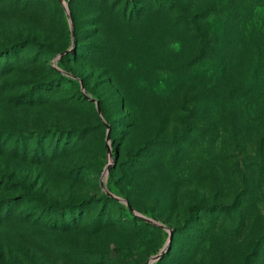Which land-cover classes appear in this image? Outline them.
I'll list each match as a JSON object with an SVG mask.
<instances>
[{"label":"rangeland","instance_id":"rangeland-1","mask_svg":"<svg viewBox=\"0 0 264 264\" xmlns=\"http://www.w3.org/2000/svg\"><path fill=\"white\" fill-rule=\"evenodd\" d=\"M2 197L0 264H264V0H0Z\"/></svg>","mask_w":264,"mask_h":264},{"label":"trees","instance_id":"trees-1","mask_svg":"<svg viewBox=\"0 0 264 264\" xmlns=\"http://www.w3.org/2000/svg\"><path fill=\"white\" fill-rule=\"evenodd\" d=\"M74 51V50H73ZM68 51H66V53H67ZM65 53V52H64ZM63 53V54H64ZM66 69V68H65ZM74 76V75H73ZM74 77H76V76H74ZM78 78V80H79V82H77V81H75V83H76V85L78 86V91L81 93V94H85V90L83 91V89L81 88V86H82V80H81V78H79V77H77ZM238 89H241V88H239V87H237ZM87 93V92H86ZM91 95V94H90ZM236 95H240L239 94V92H237L236 93ZM93 98V99H92ZM90 99L91 100H93L94 102H95V100L94 99H97L98 100V102L100 103V99L98 98V97H96V96H90ZM101 104V103H100ZM35 145V148H36V150H35V153H37V151H38V149H39V145H38V143H35L34 144ZM38 147V148H37ZM261 147V145L259 146V148ZM108 188V187H107ZM106 194H110L111 193V190L110 189H107L106 190ZM108 195H104L103 196V198H106ZM10 197H2V199H0V200H2V201H5V200H7V199H9ZM123 199H126L127 200V203H126V205H127V207L130 209V210H132V207L130 206V204L128 203V201L130 202V199H129V197L127 196V197H123ZM125 201V200H124ZM117 205H118V207H120L121 209H122V212H123V214H124V217L125 218H127V219H130L129 217H128V213L130 212L129 211V209L126 207V205L124 204V203H121L119 200L117 201ZM137 215V214H136ZM140 216V215H139ZM142 219H144L143 217H141ZM144 220H146V219H144ZM259 243H262L261 245L259 244ZM264 238L260 241V242H258V240H257V242L254 244V246H253V248H255L256 247V250H264Z\"/></svg>","mask_w":264,"mask_h":264},{"label":"water","instance_id":"water-1","mask_svg":"<svg viewBox=\"0 0 264 264\" xmlns=\"http://www.w3.org/2000/svg\"><path fill=\"white\" fill-rule=\"evenodd\" d=\"M92 99H93V98H92ZM94 100H95V103H96V106H97V110H100L98 100H97V99H94ZM124 200H125V202L127 203V200H126V199H124ZM138 215H140L141 217H143V218L146 219V220H151L150 218L145 217V216H143V215H141V214H138ZM159 255H160V252L157 254V256H159Z\"/></svg>","mask_w":264,"mask_h":264}]
</instances>
